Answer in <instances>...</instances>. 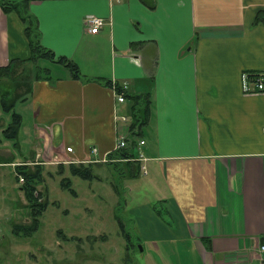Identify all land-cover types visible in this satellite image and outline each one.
I'll return each instance as SVG.
<instances>
[{
	"label": "crops",
	"instance_id": "obj_1",
	"mask_svg": "<svg viewBox=\"0 0 264 264\" xmlns=\"http://www.w3.org/2000/svg\"><path fill=\"white\" fill-rule=\"evenodd\" d=\"M9 1L24 0H0V66L31 56L32 23L40 43L81 73L36 58L21 66L26 80L0 78V127L16 111L18 136L19 102L32 121L26 143L35 159L13 165L92 163L102 180L94 168L112 165L89 161L92 147L102 157L123 134L137 154L143 139L146 174L137 160L112 166L131 196L144 194L133 207L145 253L137 263L263 264L264 91L246 93L242 75L264 78V0H29L25 15ZM90 15L105 21L97 33ZM109 80L149 100L137 132L121 118L135 100L118 101ZM2 99L15 101L7 110Z\"/></svg>",
	"mask_w": 264,
	"mask_h": 264
},
{
	"label": "rangeland",
	"instance_id": "obj_2",
	"mask_svg": "<svg viewBox=\"0 0 264 264\" xmlns=\"http://www.w3.org/2000/svg\"><path fill=\"white\" fill-rule=\"evenodd\" d=\"M22 64L14 65L7 75L20 79L25 74ZM27 107L22 102L16 107L24 115L18 136L8 137L0 127V264H138L145 253L138 240L140 213L133 207L144 194L138 188L140 196H131L126 182L115 179L121 172L112 166L94 168L95 173H102V180L74 175L68 163L43 167L37 190L46 208L36 229L29 234L21 229L20 225L32 226L33 215L23 183L16 177L17 166L11 161L35 159L26 143L27 127L32 123ZM11 113L7 111L3 121L10 118L12 122L19 115L15 111L12 117ZM114 185L120 189L119 203L111 201L116 197Z\"/></svg>",
	"mask_w": 264,
	"mask_h": 264
},
{
	"label": "trees",
	"instance_id": "obj_3",
	"mask_svg": "<svg viewBox=\"0 0 264 264\" xmlns=\"http://www.w3.org/2000/svg\"><path fill=\"white\" fill-rule=\"evenodd\" d=\"M13 7H16L19 9V11L24 12L27 11V6L29 4V0H24L23 3L21 2H8ZM19 3L22 4V8L19 7ZM25 15V14H24ZM26 34L29 39L30 47H31V56L26 59H18L13 60L10 64L6 66H0V78L4 76H8V72L11 71V68L14 65L22 64L26 61H35L36 58H47L51 61H55L58 63H62L67 68L70 69V71L73 74V77L80 78L81 73L79 71L78 65L71 59L67 58L66 56H58L55 58V53L49 49L46 48L44 45H42L38 39V36L34 34V28L33 24L30 23L26 28ZM259 75V74H254ZM108 85L112 86L111 80H109ZM119 92H124L126 98H129L132 100V109L130 110V117L131 121L129 122V129H131L133 132H137L145 123L146 118L148 117V110H149V100L144 94H128L126 89H123L121 86L117 87ZM4 107L9 110L12 107V102L9 104L8 100L2 99ZM19 115H14L12 122L9 124V126L6 129V135L8 137H16L18 132V125H19ZM135 153L129 151V147L122 148L119 150L116 154V156L120 158H128L133 156ZM130 161V160H126ZM114 167H116L117 170H119V162H115L114 164H111ZM32 166V167H31ZM71 172L74 175H79L80 177L84 179H93V171H92V163L90 164H75L72 163L71 165ZM17 173L16 177L19 181V176L22 175L24 177L23 186L22 188L25 190L28 201H29V207L32 209V215H33V224H24L20 225L21 229L24 230V233L29 234L30 231L33 229H36L38 227L39 222V216L43 213V211L46 208L47 202H42V194L37 190V185L42 182L43 180V166L41 164H34L29 165L26 163L23 164H17ZM141 170L139 169L138 172ZM63 185L68 187L70 189V186L62 181ZM65 183V184H64ZM72 191V189H71ZM74 192V190H73ZM127 233V232H126Z\"/></svg>",
	"mask_w": 264,
	"mask_h": 264
},
{
	"label": "built area",
	"instance_id": "obj_4",
	"mask_svg": "<svg viewBox=\"0 0 264 264\" xmlns=\"http://www.w3.org/2000/svg\"><path fill=\"white\" fill-rule=\"evenodd\" d=\"M104 19L100 16L96 15H90L87 18V23L91 26L89 28L90 32L92 33H97L100 31L101 26L104 24ZM242 81H243V89L246 93H252V92H261L264 91V78L262 75H252L247 72H244L242 75ZM251 82L255 83V87L251 86ZM123 89H127L126 85H120ZM116 93H117V98L118 101L123 102L125 100L124 92H119L117 89V85L113 84L112 86ZM124 121H129V117L127 115H123L121 117ZM145 143V140L141 139L138 143V152L137 154H134L131 157L128 158H120L116 156L117 152L121 150L122 148H125L128 146V139L126 135L120 134L118 135L117 142L115 144V148L112 151H109L105 153L104 156L100 157L97 156L98 154V148L97 147H92V158H90L89 161L93 162H104L107 164H114L115 162H119L121 160H137L142 162L140 164V170L143 174H146L148 172L146 164L143 162L146 161V156L144 151L142 150L141 145ZM66 150L68 152H73V147L71 145L66 146ZM41 156L40 153L37 154V157L39 158ZM42 161V160H41ZM19 179L21 181H24V177L22 175L19 176ZM259 253H260V258L264 264V242H261L258 246Z\"/></svg>",
	"mask_w": 264,
	"mask_h": 264
},
{
	"label": "bare ground",
	"instance_id": "obj_5",
	"mask_svg": "<svg viewBox=\"0 0 264 264\" xmlns=\"http://www.w3.org/2000/svg\"><path fill=\"white\" fill-rule=\"evenodd\" d=\"M141 172V171H140ZM142 173V172H141ZM143 174V173H142Z\"/></svg>",
	"mask_w": 264,
	"mask_h": 264
}]
</instances>
